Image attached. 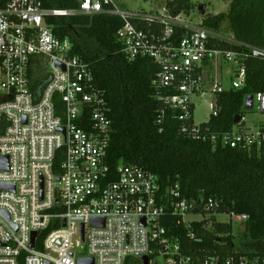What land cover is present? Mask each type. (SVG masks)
I'll use <instances>...</instances> for the list:
<instances>
[{"label":"built area","instance_id":"2783aa9c","mask_svg":"<svg viewBox=\"0 0 264 264\" xmlns=\"http://www.w3.org/2000/svg\"><path fill=\"white\" fill-rule=\"evenodd\" d=\"M110 4L115 8L107 12L123 21L117 33L126 58L150 57L159 66L153 83L174 89L159 99L178 111L181 133L195 141H220L243 150L257 149L264 141V126L251 131L240 125L216 134L193 121L192 97L206 88V61L217 70L221 59L234 62L232 87L244 84L240 61L246 54L210 46L214 42L241 45L231 33L205 28L201 22L185 24L180 15L172 17L164 8V13L156 14L120 10L113 0H81L71 10L45 9L39 0H0V184H13V189H0V264H77L87 257L94 264H126L128 257L142 263L144 256L148 264H159L158 259L162 264H264L259 256L214 255L199 262L183 254L162 220L172 210L193 238L190 223L200 219L185 217L203 216L193 212L195 202L182 197L175 184L159 203L157 177L137 165H118L110 176L105 159L111 121L103 90L93 85L91 70L73 54L71 41L56 37L47 22L49 16L101 13ZM132 19L163 28L147 35ZM174 26L188 29L176 44ZM245 47L251 56L264 60V46ZM209 88L214 94L224 90L214 78ZM55 95L63 103L60 114ZM252 96L253 108L256 100L264 115V92ZM244 121L241 116L240 122ZM58 154L62 160L55 165ZM3 157H7L6 169ZM203 206L209 212L218 204L208 198ZM229 216L237 222L246 219L244 214ZM93 217L103 218V224L91 226ZM54 221L59 227L41 238ZM32 232L36 237L30 247ZM83 244L87 256L79 255Z\"/></svg>","mask_w":264,"mask_h":264},{"label":"trees","instance_id":"16d2710c","mask_svg":"<svg viewBox=\"0 0 264 264\" xmlns=\"http://www.w3.org/2000/svg\"><path fill=\"white\" fill-rule=\"evenodd\" d=\"M39 1L45 9L71 10L77 9L81 0ZM114 8L110 4L101 13L47 17L53 34L71 41L73 54L89 66L93 85L103 90L111 121L105 159L110 176L118 165L140 166L157 177L159 203L168 188L178 184L181 196L195 202L194 213L205 217L210 212L209 222L203 218L190 223L194 233L190 238L181 216L170 209L166 211L162 223L178 239L183 254L199 262L214 255L264 257V141L257 149L243 150L223 146L220 141H195L181 133L178 111L159 99L174 93V89L153 83L159 66L150 57L126 58L117 33L123 21L107 12ZM163 8L176 17L188 14L193 3L167 0ZM224 21H228L230 33L241 45L214 42L210 46L246 54L240 61L245 68V81L240 88L215 94L213 111L202 125L216 134L242 125L241 122L234 125L233 118L247 112L243 109L246 96L264 92V60L251 56L245 47L264 46V0H230L225 12L205 14L200 22L205 28L220 31ZM132 22L147 35L159 33L163 28L156 22L136 19ZM187 33L184 26H174L173 42L176 44ZM54 101L56 113L60 114L63 107L60 96L55 95ZM61 160L58 154L55 165ZM208 198L218 204L209 212L203 208ZM218 214L246 216L240 221L243 228L238 244L231 223L216 221L214 215ZM58 227L57 221L52 222L40 237ZM126 264L142 263L128 257Z\"/></svg>","mask_w":264,"mask_h":264},{"label":"rangeland","instance_id":"374dc122","mask_svg":"<svg viewBox=\"0 0 264 264\" xmlns=\"http://www.w3.org/2000/svg\"><path fill=\"white\" fill-rule=\"evenodd\" d=\"M167 0H113L116 7L120 10H139V11H147V13H164L163 6ZM193 3V8L188 14H181L180 21L188 22L189 24H195L201 21L205 14H217L219 12H225L229 5L230 0H191ZM221 32L225 35L230 34L229 23L228 21H224L221 26ZM220 62V69L212 71V75H209L210 81L205 78L206 88L203 93L196 94L192 97L193 102V121L195 124H202L208 120L209 114L212 112V108L210 105L215 103V94L209 88V83L214 79H218L220 81L221 87L225 90H229L232 88V82L236 81L234 69V62H226L222 59ZM257 101H254V108L245 112L244 120H245V129L251 131H257L264 126V115L260 113L257 109ZM216 221L219 222H229L232 225V233L234 236V241L238 244L239 234L243 228L242 222H237L234 218H231L228 215L218 214L214 215ZM205 219L210 221L211 217L207 216H193L188 215L185 217L186 220H194V219ZM210 224V223H209ZM208 224V225H209ZM83 249L78 250L79 255L87 256L88 252L86 249V244H83ZM158 263L162 264V260L158 259Z\"/></svg>","mask_w":264,"mask_h":264},{"label":"water","instance_id":"95a60500","mask_svg":"<svg viewBox=\"0 0 264 264\" xmlns=\"http://www.w3.org/2000/svg\"><path fill=\"white\" fill-rule=\"evenodd\" d=\"M252 108H253V96L248 95V96H246V98L244 100L243 109L246 111H249ZM240 120H241V115L240 114L235 115L233 118V124L234 125L238 124L240 122ZM59 130L64 132V127H61ZM1 163H2V168L6 169L7 168V166H6L7 157H3L1 159ZM0 189H13V184H0ZM6 219L9 220L7 215H6ZM102 224H103V218L93 217L90 219V225L91 226H98V225H102ZM62 225L65 226V220H63ZM80 234H81V238L83 241V234H84L83 223L80 224ZM35 237H36V232H32L30 247H33ZM141 260H142V264H148V258L146 256L142 257ZM77 264H94V261H93V258H91V257L79 258L77 260Z\"/></svg>","mask_w":264,"mask_h":264},{"label":"crops","instance_id":"0c3cea01","mask_svg":"<svg viewBox=\"0 0 264 264\" xmlns=\"http://www.w3.org/2000/svg\"><path fill=\"white\" fill-rule=\"evenodd\" d=\"M185 24H188V22H185ZM214 70V73H215V71L217 70L216 68H214L211 64H210V62L209 61H206L205 63H204V75H205V78H207L209 81H210V79H209V75H212V71ZM213 77H214V74L212 75ZM215 104V103H214ZM214 104H213V107H214ZM252 110V109H251ZM211 111H213V109L211 110ZM246 111V110H245ZM210 115V114H209ZM208 119H209V117H208ZM245 126V121L242 123V127H244ZM245 128V127H244Z\"/></svg>","mask_w":264,"mask_h":264}]
</instances>
